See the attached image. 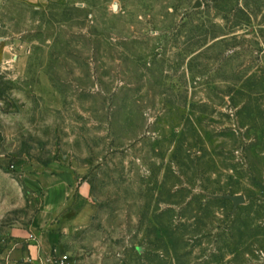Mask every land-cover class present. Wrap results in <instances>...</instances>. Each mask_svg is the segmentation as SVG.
<instances>
[{"label":"rangeland","instance_id":"1","mask_svg":"<svg viewBox=\"0 0 264 264\" xmlns=\"http://www.w3.org/2000/svg\"><path fill=\"white\" fill-rule=\"evenodd\" d=\"M62 173L44 260L264 264V0H0V263Z\"/></svg>","mask_w":264,"mask_h":264},{"label":"crops","instance_id":"2","mask_svg":"<svg viewBox=\"0 0 264 264\" xmlns=\"http://www.w3.org/2000/svg\"><path fill=\"white\" fill-rule=\"evenodd\" d=\"M30 1L39 2L43 0ZM39 186L43 191L44 201L29 226L27 249L25 253L17 255L19 258H12L11 260L31 257L34 264H44V255L50 252L49 250L57 240V236L52 231L44 233L43 231L51 226L50 224L61 213L71 196L76 194L83 197L88 194L89 189L87 184L77 185L74 176L69 173L44 176Z\"/></svg>","mask_w":264,"mask_h":264},{"label":"built area","instance_id":"3","mask_svg":"<svg viewBox=\"0 0 264 264\" xmlns=\"http://www.w3.org/2000/svg\"><path fill=\"white\" fill-rule=\"evenodd\" d=\"M65 260H66V256H58L55 261L54 259H48L44 261L45 264H47V262H50L52 264H64ZM0 264H34V262L31 257H27L20 260H5Z\"/></svg>","mask_w":264,"mask_h":264},{"label":"water","instance_id":"4","mask_svg":"<svg viewBox=\"0 0 264 264\" xmlns=\"http://www.w3.org/2000/svg\"><path fill=\"white\" fill-rule=\"evenodd\" d=\"M200 5V2L196 3L194 5V7H198ZM258 185L260 188L264 189V185L260 184L258 182ZM213 197H219V198H224L227 200H230L233 204L234 209L239 205V204H243L244 203V197L241 194H235V195H229V194H225V195H216Z\"/></svg>","mask_w":264,"mask_h":264}]
</instances>
